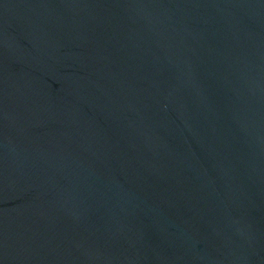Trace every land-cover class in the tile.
Returning a JSON list of instances; mask_svg holds the SVG:
<instances>
[{
    "label": "water",
    "instance_id": "1",
    "mask_svg": "<svg viewBox=\"0 0 264 264\" xmlns=\"http://www.w3.org/2000/svg\"><path fill=\"white\" fill-rule=\"evenodd\" d=\"M0 264H264V0H0Z\"/></svg>",
    "mask_w": 264,
    "mask_h": 264
}]
</instances>
